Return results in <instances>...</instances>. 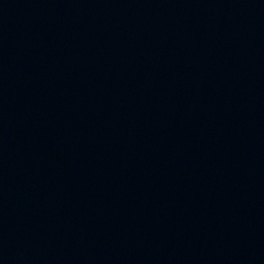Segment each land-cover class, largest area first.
Wrapping results in <instances>:
<instances>
[{"label":"water","instance_id":"obj_1","mask_svg":"<svg viewBox=\"0 0 264 264\" xmlns=\"http://www.w3.org/2000/svg\"><path fill=\"white\" fill-rule=\"evenodd\" d=\"M0 264H264V0H0Z\"/></svg>","mask_w":264,"mask_h":264}]
</instances>
